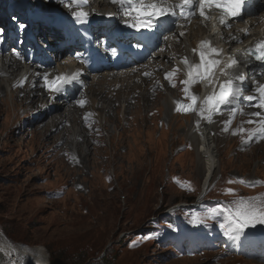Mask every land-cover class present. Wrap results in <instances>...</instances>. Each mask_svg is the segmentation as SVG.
I'll return each instance as SVG.
<instances>
[{"label": "rangeland", "instance_id": "1", "mask_svg": "<svg viewBox=\"0 0 264 264\" xmlns=\"http://www.w3.org/2000/svg\"><path fill=\"white\" fill-rule=\"evenodd\" d=\"M67 2L0 0V27L6 30L0 46L8 52L24 53L23 61L41 62L50 37L40 30L38 10L49 12L48 9L56 7L55 10L66 11ZM14 15L31 32V39L24 45L22 40L15 41V35L11 36L17 33L16 23L11 19ZM42 25L46 26V19ZM152 55L146 62L151 61ZM175 62L157 71H164L163 76L145 77L169 85L165 88L157 85L159 92L154 94L152 102L157 100L152 104L122 100L119 105L115 103L111 109H105L109 100L103 103V108L100 105L105 100L102 99L97 111L92 112L84 94L79 98L86 101L83 106L75 101L63 108L79 109L73 117L85 120L80 126L75 125L79 129L81 125L87 128L86 140L79 146L89 152L77 164L76 158L69 155V141H46L45 145L44 135L35 133L37 123L33 122V116L37 111L17 115L10 87L3 97L9 105H0V225H4V228L0 226V235L16 245L42 246L49 260L58 264H226L232 261L235 255L229 254L235 252L238 243L227 246L223 240L229 239L222 232V241L208 245V218L200 225L190 223L193 216L203 219L208 214V190L200 194L204 162L197 151L200 128H196L198 119L207 123L208 119L201 118L198 111L176 110L180 100H186L184 105L191 100L185 97L181 83L185 72H176L175 87L165 79L167 72L178 69ZM252 78L255 80L254 75ZM133 82L139 90L154 84L152 80L145 83L143 78H134ZM191 86V93L199 96L201 82ZM169 95L175 101L169 107L171 111L162 106ZM240 107L237 113H241ZM255 111L259 109L246 110L248 117ZM226 118H231L232 124L233 118L227 114L223 122H217L219 128H214L212 136L217 139L219 164L212 183L226 182L227 178L260 181L254 186L241 183L238 192L257 196L264 187V141L255 143L253 138L248 144L242 143L246 132L233 135V130L241 127L230 130V125L225 131ZM191 133L195 134V141L190 140ZM260 231L264 233V229ZM255 251L254 258L242 257V262L237 260L235 264H264V257H259L264 254L259 252V247ZM2 256L0 264L6 262L0 250Z\"/></svg>", "mask_w": 264, "mask_h": 264}, {"label": "bare ground", "instance_id": "2", "mask_svg": "<svg viewBox=\"0 0 264 264\" xmlns=\"http://www.w3.org/2000/svg\"><path fill=\"white\" fill-rule=\"evenodd\" d=\"M62 1H68L66 5L71 2V0ZM171 2H178V0H171ZM55 8L56 7H51L48 9L49 12L44 10L43 12H39L41 10H38L40 15L38 19L40 21L39 25L41 26L40 30L45 36L50 37V44L46 47V52L49 51L50 54L49 57L46 56V52H43L42 55L45 57L41 62H35L30 59L23 61L24 53L16 50L8 52V50L0 46V105L7 107L8 101L3 97L8 94L9 88L11 87L12 104L15 112L17 110V115H26L33 109L37 111L33 116V122L37 123L35 133L37 132L40 135H44L43 142L45 145L49 141L62 142L65 139L67 142L69 141L67 143L69 144V155L76 158V164L84 159L89 152V150L82 149L79 146L81 141L86 140L85 131H87V128L83 127L84 125H81L80 129L76 128V123L80 126V123L85 122V120L82 122L83 118L78 120L76 117H73L74 113L77 110L79 111V109L74 107L71 110H63L65 106L73 105V103L78 101L84 94L85 97H88V105L91 106L92 112H95L94 109L96 110L102 99L105 100L101 102L100 106L102 107L104 106L103 103L109 100L108 105L104 106L105 109H111L112 104L115 103L119 105V102L122 100L125 102H131L132 99L134 101L143 100L142 102L152 104L157 100L152 102L155 97L154 94L159 92V90H157V85L159 88H161L160 86L165 88L168 83L163 81L160 82V80L157 81L153 77L149 79L145 78L147 76L145 73H150V75L157 74L158 77L160 75L163 76L164 71H157L163 70L166 67L169 68L176 59L177 63L175 62V64H177L180 73L185 72L184 79H186L187 69L181 63L182 58L187 57L192 64L199 63L198 52H194L193 50L198 49L200 42L205 39L211 42V47H219V45L215 44L211 39L212 30L208 28V20L201 18L197 12L190 20L179 18L175 21V24H170L162 29L163 37L162 35L159 36L161 45H157L155 48L156 50H153L154 54L150 58L151 61L145 62L146 58L137 65L113 69L110 66L107 58L108 54L106 52L109 47L115 46V42L111 39L110 34H117L119 31L123 32V29L127 27L121 22L122 17L120 15H108L109 13L115 14L118 12L117 4L112 3L111 0H87V3L83 5V10L89 13L87 23H77L71 16L72 11L78 10L74 4L71 8L66 6V11L63 8L59 10H55ZM250 15V27L246 33L242 32V23L238 20L234 21L232 27H225L224 33L226 36L235 34L236 37H246L248 41H251V44H254V42L264 37V0L256 1ZM106 17L111 20V22L109 25L102 28V19ZM44 18L48 21V23L46 22V26L42 25V21L44 22L45 20ZM56 21V26L59 28L55 36L53 34H56V30L54 27L48 28V24H54ZM218 28L219 31H214V34L222 32L220 27ZM15 31L17 33H12L11 36L15 35V41H23V33L17 29ZM180 33H183V35H180ZM165 37H167V39H165ZM90 49H95V54L100 56L101 60L97 63H93L92 58L94 54L89 53ZM244 49H247V47H243L242 50ZM223 52H225V49H223ZM231 54L232 52H226L225 55H220L217 58L225 60L231 56ZM169 57L174 62L170 60ZM179 59H181V61ZM168 61L169 64L166 63ZM246 62L247 60L244 61V63ZM251 62L254 68V79L255 81L260 80L264 75H259V62ZM240 67L241 64L231 69V74H238ZM30 68H32L34 72L29 71ZM77 71L80 73L79 82L69 86L72 90H66L64 93L56 95L43 86V76L45 73L48 74L49 80H51L58 75H70ZM90 78L91 80L89 81ZM134 78H143L145 83L152 80L154 82L153 85H155V83L157 84L155 86L152 85L140 89V91L137 86H133ZM221 79L224 78L221 77ZM21 80L24 81L22 86L20 84ZM262 81L264 82V78H262ZM251 83L253 84V78L251 79ZM201 86L202 90L199 92L200 99L212 92V85H209L207 81H202ZM179 102L183 104L186 100L183 99ZM241 102L242 98L239 104ZM173 104H175V101L171 95H169L162 106H165L168 110L170 106L171 108L174 106ZM41 109H43L44 112ZM169 110L171 111L172 109ZM224 110L229 109L224 108L221 111ZM46 116L48 119H45ZM198 121L199 125L196 126V128H200L202 136L197 137V140L199 138L197 151L204 162V175L201 184L202 191H200V194L203 195V193L208 190V184L218 168L215 136L212 137L215 135L214 131L216 130H214L215 127L213 124L200 121V119H198ZM190 137V140L193 141L195 139V134L191 133ZM72 142H74V144H72ZM66 160L68 161V158ZM202 195L199 197L201 198ZM0 250L6 257V262L4 264H51L47 257V252L42 246L27 244L16 245L2 235H0Z\"/></svg>", "mask_w": 264, "mask_h": 264}, {"label": "snow or ice", "instance_id": "3", "mask_svg": "<svg viewBox=\"0 0 264 264\" xmlns=\"http://www.w3.org/2000/svg\"><path fill=\"white\" fill-rule=\"evenodd\" d=\"M117 4L118 12L108 15H120L121 22L137 32L141 30L164 29L170 24H175L179 18L190 20L197 12L204 20L215 19L217 23L230 27L229 21L232 18H240L248 14L249 0H178V2H170V0H111ZM87 0H71L66 5L71 8L76 5V11L71 12V16L77 23H87L89 13L83 10V5ZM213 13L215 14L213 16ZM15 23L18 31H24L28 25L17 16L11 18ZM5 29L0 27V39H3ZM213 31H216L214 28ZM183 35V33H180ZM167 39V37H165ZM235 39V38H233ZM115 52V49H112ZM199 63L192 64L187 57L182 58L181 63L187 69V78L181 83L184 85L185 97L191 100V103L184 105L177 103V111H198L201 118H207L211 123V117L219 113L222 109L227 108L234 115L238 111V104L241 98L249 102L250 106L258 108L259 111L250 113L254 118L247 121L249 124H254L255 127L250 129L239 128L233 130V135L245 133L246 137L242 138V143H249L253 138H264V84H257L253 80V94L243 96L244 85L247 77L243 72L233 75L230 70L239 66V61L234 56H229L225 60L219 57L223 49L211 47V42L207 39L202 40L198 49ZM243 51L246 56L252 57L259 62V75H264V37L260 38L254 44ZM251 63V61H249ZM179 69H174L172 72L165 74V79L175 87L173 77ZM150 75V73H145ZM79 71L70 75L61 74L49 80L48 74L43 76V86L52 93L59 95L64 93L67 88L79 82ZM223 77L224 79H221ZM207 81L212 85V92L206 95L202 100L191 93L190 86L194 83ZM21 80L20 84L23 85ZM218 87V90H217ZM80 106H83L86 101L80 99L77 101ZM225 131H228V126L231 123V118L225 121ZM199 121H197V126ZM248 183L254 186V183L260 181L249 182L240 179L238 181H228V183ZM183 186V185H182ZM226 193H233L234 189H225ZM218 209L213 208L209 211L205 218L193 216L190 223L200 225L206 222L208 217L215 218V213ZM226 214V224H222L223 234L229 240L239 242L250 228L254 229L257 225L264 226V195L255 197H240L230 202L229 206L223 209Z\"/></svg>", "mask_w": 264, "mask_h": 264}, {"label": "clouds", "instance_id": "4", "mask_svg": "<svg viewBox=\"0 0 264 264\" xmlns=\"http://www.w3.org/2000/svg\"><path fill=\"white\" fill-rule=\"evenodd\" d=\"M255 4H256V1H253L248 6V14L243 15L241 17V20H239L240 23L242 21L246 23L245 30L246 29L248 30L250 27V22H249V19L251 18L250 13L253 10ZM214 15L215 14L213 13V16ZM233 20L234 19H231L229 21L230 27H232L234 25ZM208 22H209V20H208ZM218 27H220V29L222 30V32H220L219 34H216L217 38L220 41V44L219 43H215V44L219 45L218 49H220V48L225 49V52H223L221 55H225L226 52H232V54L235 55V53L238 49L242 50L243 47H247L248 44L253 45V44H251V41L247 40L246 37L243 38V40L239 44H236L232 41H229L228 38L230 36H226V34L224 33V29L226 26L219 24ZM218 27H217V31H219ZM208 28L213 31L214 26L209 25V23H208ZM235 46H238V47H235ZM232 54H231V56H232ZM252 67L253 66H246L245 68L247 70H249ZM241 68L244 69L242 65H241ZM248 84L250 85L249 80H248ZM218 166H219V164H218ZM214 175H215V172H214V174H213V176H212V178L208 184V213L213 208L218 209V211L215 213V218L208 217V238L212 235H219V233L222 231L221 230L222 227L216 223L215 219H217V220L220 219V220H222V222H224L226 220V218H225L226 214L223 213L221 209H222V207H228L230 202L234 200V196L230 193H226L225 189L226 188L234 189L235 183H228V181H230L231 178H227L226 182L214 184V183H212V179H213ZM243 247L245 249L248 248L247 241H244ZM242 257L243 256H241V258Z\"/></svg>", "mask_w": 264, "mask_h": 264}, {"label": "trees", "instance_id": "5", "mask_svg": "<svg viewBox=\"0 0 264 264\" xmlns=\"http://www.w3.org/2000/svg\"><path fill=\"white\" fill-rule=\"evenodd\" d=\"M0 226H1L2 228H4V227H3L4 225L1 224ZM1 262H3V256H2V258H0V263H1ZM50 262H51V264H58L56 261H53V260H50Z\"/></svg>", "mask_w": 264, "mask_h": 264}]
</instances>
